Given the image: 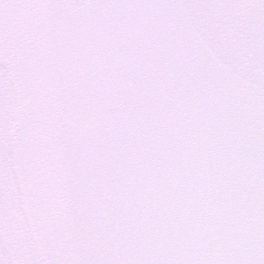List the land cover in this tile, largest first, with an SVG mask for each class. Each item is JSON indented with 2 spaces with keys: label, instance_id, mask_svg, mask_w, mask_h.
<instances>
[{
  "label": "snow or ice",
  "instance_id": "6c2138e0",
  "mask_svg": "<svg viewBox=\"0 0 264 264\" xmlns=\"http://www.w3.org/2000/svg\"><path fill=\"white\" fill-rule=\"evenodd\" d=\"M0 264H264V0H0Z\"/></svg>",
  "mask_w": 264,
  "mask_h": 264
}]
</instances>
